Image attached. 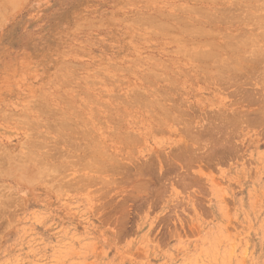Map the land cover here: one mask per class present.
Segmentation results:
<instances>
[{"label":"rangeland","instance_id":"rangeland-1","mask_svg":"<svg viewBox=\"0 0 264 264\" xmlns=\"http://www.w3.org/2000/svg\"><path fill=\"white\" fill-rule=\"evenodd\" d=\"M263 2L0 0V264H264Z\"/></svg>","mask_w":264,"mask_h":264},{"label":"bare ground","instance_id":"bare-ground-1","mask_svg":"<svg viewBox=\"0 0 264 264\" xmlns=\"http://www.w3.org/2000/svg\"><path fill=\"white\" fill-rule=\"evenodd\" d=\"M210 1H211V0H210ZM214 1H215V0H214ZM261 1H262V0H261ZM235 3H236V2H235ZM244 3H245V2H244ZM263 3H264V2H263ZM247 4H249V3H247ZM247 4H246V5H247ZM234 5H235V4H234ZM250 5H251V4H250ZM259 5H260V4H259ZM184 6H185V5H184ZM195 6H196V5H195ZM195 6H194V7H195ZM256 6H257V5H256ZM185 7H187V6H185ZM192 7H193V6H192ZM198 7H199V6H198ZM202 7H203V6H202ZM219 7H220V6H219ZM221 7H222V6H221ZM181 8L184 9V7H181ZM200 8H201V7H200ZM257 8H258V7H257ZM191 9H192V8H191ZM191 9H190V10H191ZM194 9H195V8H194ZM245 9H246V8H245ZM213 10H214V9H213ZM260 10H261V9H260ZM188 11H189V10H188ZM192 11H193V10H192ZM196 11H198V10H196ZM202 11H203V10H202ZM206 11H207V10H206ZM206 11L204 12V14L206 13ZM243 11H244V10H243ZM199 12H200V11H199ZM216 12H217V11H216ZM222 12H223V11H222ZM236 12H237V11H236ZM253 12H254V11H253ZM207 13L209 14V12H207ZM225 13H226V12H225ZM239 13H240V12H239ZM262 13H263V12H262ZM262 13H261V14H262ZM195 14H196V12H195ZM254 14H256V13H254ZM164 15H166V14H163V16H164ZM178 15H179V14H178ZM212 15H213V14H211V16H212ZM215 15H216V14H215ZM219 15H220V14H219ZM172 16H174V15H172ZM202 16H203V15H202ZM211 16H210V17H211ZM241 16H242V15H241ZM260 16H261V15H260ZM166 17H167V16H166ZM183 17H184V16H183ZM207 17H208V16H207ZM214 17H215V16H214ZM220 17H221V16H220ZM223 17H224V16H223ZM149 18H150V17H149ZM175 18H176V17H175ZM190 18H191V17H190ZM218 18H219V17H218ZM225 18H226V17H225ZM180 19H181V18H180ZM220 19H222V18H220ZM260 19L262 20V18H260ZM158 20H159V19H158ZM196 20H197V19H196ZM148 21H149V19H148ZM176 21H177V20H176ZM178 21H179V20H178ZM216 21H217V20H216ZM239 21H240V20H239ZM258 21H259V20H258ZM262 21H264V20H262ZM262 21H260V22H262ZM183 22H184V21H183ZM186 22H187V21H185V23H186ZM219 22H220V21H219ZM207 23H208V22H207ZM149 24H151V23H149ZM155 24H156V23H155ZM159 25H160V24H159ZM160 26H162V25H160ZM182 26H183V25H182ZM188 27H189V26H188ZM192 27H193V26H192ZM262 27H263V26H262ZM177 28H178V27H177ZM179 28H180V27H179ZM254 28H255V27H254ZM260 28H261V27H260ZM173 29H174V28H173ZM181 29H183V28H181ZM178 30H179V29H178ZM207 30H208V29H207ZM259 30L261 31V29H259ZM259 30H258V31H259ZM187 31H188V30H187ZM209 31H210V30H208V32H209ZM215 31H219V30H215ZM263 31H264V30H263ZM263 31H261V32L263 33ZM189 32H191V31H189ZM206 33H207V32H206ZM209 33H210V32H209ZM213 33H214V32H213ZM228 33H229V32H228ZM254 33H256V32H254ZM199 34H200V33H199ZM201 34H202V33H201ZM214 34H216V33H214ZM234 34H235V33H234ZM239 34H241V33H238V34H236V35H239ZM256 34H257V33H256ZM191 35H193V34H191ZM196 35H197V34H196ZM204 35H205V34H204ZM249 35H250V34H249ZM243 36H244V35H243ZM250 36H251V35H250ZM222 37H223V36H222ZM237 37H238V36H237ZM248 37H249V36H248ZM251 37H252V36H251ZM254 37H255V36H254ZM224 38H225V37H224ZM230 38H231V37H230ZM235 38H236V37H235ZM261 38H262V37H261ZM181 39H182V38H181ZM203 39H204V38H203ZM203 39H202V41H203ZM209 39H210V38H209ZM252 39H253V38H252ZM262 39H263V38H262ZM206 40H207V39H206ZM213 40H214V39H213ZM248 40H249V39H248ZM226 41H227V40H226ZM229 41H230V40H229ZM238 41H239V40H238ZM188 42H189V41H188ZM192 42H193V41H192ZM194 42H196V41H194ZM206 42H207V41H206ZM206 42L204 41V43L207 45ZM209 42H211V40H210ZM212 42H213V41H212ZM230 42H231V41H230ZM224 43H225V42H224ZM251 43H252V42H251ZM257 43H258V42H257ZM202 44H203V43H202ZM213 44L215 45V43H213ZM219 44H220V43H219ZM239 44H240V43H239ZM192 45H193V44H192ZM241 45H242V44H241ZM243 45H244V44H243ZM245 45H246V44H245ZM247 45H248V44H247ZM247 45H246V46H247ZM250 45H251V44H250ZM188 46H189V45H188ZM219 46H220V45H218V47H219ZM225 46H226V45H225ZM229 46H230V45H229ZM251 46H252V45H251ZM251 46H250V47H251ZM214 47H216V46H214ZM218 47H217V48H218ZM255 47H256V45H255ZM198 48H199V47H198ZM222 48H223V47H222ZM228 48H229V47H228ZM232 48H233V47H232ZM205 49H207V48H205ZM224 49H225V47H224ZM224 49H223V50H224ZM250 49H251V48H250ZM252 49H253V47H252ZM258 49H259V48H258ZM263 49H264V48H263ZM263 49H262V50H263ZM188 50H189V49H188ZM203 50H204V49H203ZM203 50H202V51H203ZM185 51H187V50L185 49ZM193 51H194V50H192L191 53H192ZM198 51H200V48H199ZM208 51H209V49H208ZM211 51H212V50H210V52H211ZM224 51H225V50H224ZM250 51H251V50H250ZM254 51H255V49H254ZM188 52H189V51H188ZM195 52H197V51H195ZM210 52H209V53H210ZM216 52H217V51H215V53H216ZM241 52H242V51H241ZM259 52H260V50H259ZM199 53H200V52H199ZM202 53H204V52H202ZM205 53H206V52H205ZM212 53H213V51H212ZM252 53H253V50H252ZM256 53H257V52H256ZM218 54H219V53H218ZM222 54H223V53H222ZM248 54H249V53H248ZM248 54H247V55H248ZM201 55H202V54H201ZM201 55H200V56H201ZM203 55H207V54H203ZM213 55H214V54H213ZM226 55H227V54H226ZM226 55H225V56H226ZM195 56H196V55H195ZM197 56H199V55H197ZM207 56H208V55H207ZM210 56H212V54H211ZM214 56H215V55H214ZM239 56H240V55H239ZM257 56L260 57L259 55H257ZM205 57H206V56H205ZM217 57H218V55H217ZM243 57H244V56H243ZM258 57H257V58H258ZM209 58H210V57H209ZM212 58H214V57L212 56ZM219 58H220V57H219ZM224 58H225V57H224ZM233 58H234V57H233ZM246 58H247V57H246ZM260 58H261V57H260ZM262 58H263V57H262ZM214 59H216V58H214ZM220 59H221V58H220ZM234 59H235V58H234ZM236 59H237V58H236ZM252 59H253V58H252ZM252 59H250V60H252ZM200 60H201V59H200ZM212 60H213V59H212ZM216 60H217V59H216ZM224 60H225V59H224ZM224 60H223V61H224ZM226 60H227V59H226ZM232 60H233V59H232ZM246 61H247V60H246ZM262 61H263V60H262ZM212 62H213V61H212ZM226 62H228V61H226ZM233 62H234V61H233ZM236 62H238V61H236ZM250 62H251V61H250ZM253 62H254V60H253ZM259 62H260V61H259ZM224 63H225V62H224ZM228 63H229V62H228ZM254 63H256V62H254ZM231 64H232V63H231ZM236 64H237V63H236ZM245 64H246V63H245ZM212 65H213V64H212ZM212 65H211V66H212ZM215 65H216V64H215ZM217 65H218V64H217ZM224 65H225V64H224ZM227 65H228V64H227ZM232 65H233V64H232ZM246 65H247V64H246ZM253 65H254V64H253ZM204 66H205V65H204ZM206 66H208V65H206ZM238 66H239V65H238ZM241 66H242V65H241ZM249 66H250V65H249ZM257 66H258V64H257ZM200 67H201V66H200ZM213 67H214V66H213ZM224 67H225V66H224ZM228 67H229V66H228ZM230 67H231V65H230ZM243 67H245V66H243ZM215 68H216V67H215ZM231 68H232V67H231ZM233 68H234V67H233ZM253 68H254V67H253ZM255 68H256V67H255ZM263 68H264V67H263ZM202 69H203V68H202ZM227 69H228V68H227ZM243 69H244V68H243ZM209 70H210V69H209ZM221 70H222V69H221ZM206 71H207V69H206ZM206 71H205V72H206ZM212 71L214 72L215 70H212ZM234 71H235V69H234ZM237 71H238V69H237ZM245 71H246V70H245ZM247 71H248V70H247ZM255 71H256V70H255ZM263 71H264V70H263ZM235 72H236V71H235ZM257 72H258V71H257ZM260 72H261V71H260ZM148 73H149V72H148ZM158 73H159V72H158ZM158 73H157V74H158ZM221 73H222V72H221ZM227 73H228V72H227ZM237 73H238V72H237ZM240 73H241V72H240ZM242 73H243V72H242ZM249 73H250V72H249ZM249 73H248V75H249ZM255 73H256V72H255ZM262 73H263V72H262ZM233 74H234V73H233ZM256 74H257V73H256ZM160 75H161V73H160ZM217 75H218V74H217ZM227 75H228V74H227ZM234 75H235V74H234ZM257 75H258V74H257ZM260 75H261V74H260ZM207 76H208V75H207ZM215 76H216V75H215ZM218 76H219V75H218ZM221 76H222V75H221ZM224 76H225V75H224ZM236 76H237V75H236ZM249 76H250V75H249ZM251 76H252V75H251ZM251 76H250V77H251ZM262 76H263V75H262ZM161 77H164V76H161ZM205 77H206V75H205ZM238 77H239V76H238ZM250 77H248V78H250ZM252 77H254V76H252ZM252 77L250 78L251 80L253 79ZM258 77H260V76H258ZM210 78H212V77H210ZM214 78L216 79V77H214ZM218 78H219V77H218ZM236 78H237V77H236ZM241 78H242V77H241ZM248 78H246V79H248ZM215 79H214V80H215ZM220 79H221V78H220ZM246 79H243V80L246 81ZM250 79H249V80H250ZM261 79H262V78H261ZM204 80H205V79H204ZM222 80H223V79H222ZM226 80H227V79H226ZM239 80H240V79H239ZM251 80H250V81H251ZM253 80H254V79H253ZM255 80H256V79H255ZM147 81H148V80H147ZM220 81H221V80H220ZM229 81H230V80H229ZM224 82H225V81H224ZM230 82H231V81H230ZM233 82H234V81H233ZM247 82H249V81H247ZM254 82H255V81H254ZM258 82H259V83H263V81L260 82V80H259ZM258 82H257V83H258ZM218 83H219V82H218ZM227 83H228V82L226 81L225 84H227ZM244 83H245V82H244ZM257 83H256V84H257ZM237 84H238V83H237ZM246 84H247V83H246ZM240 85H241V84H240ZM241 86H242V85H241ZM256 86H257V85H256ZM258 86H259V85H258ZM222 87H223V86H222ZM234 87H235V86H234ZM236 87H237V86H236ZM244 87H245V86H244ZM261 87H262V86H261ZM263 87H264V85H263ZM240 88H241V87H240ZM242 88H243V87H242ZM254 88H255V87H254ZM259 88H260V86H259ZM248 89H250V88L248 87ZM248 89H247V90H248ZM261 89H262V88H261ZM242 90L244 91V89H242ZM252 90H253V89H252ZM235 91H236V90H235ZM238 91H239V90H237V92H238ZM253 91H254V90H253ZM237 92H236V93H237ZM241 92H242V91H241ZM250 92H251V91H250ZM261 92H262V91H261ZM233 93H234V92H233ZM247 93H248V92H247ZM257 93H258V92H257ZM134 94H135V93H134ZM242 94H243V93H242ZM242 94H240V95H241V98H242ZM251 94H252V93H251ZM260 94H261V93H260ZM263 94H264V93H263ZM230 95H231V94H230ZM257 95H259V94H257ZM248 96H249V95H248ZM139 97H140V96H139ZM245 97H246V96H244V99H245ZM250 97H251V96H250ZM252 98H254L253 95H252V97H251L250 99L252 100ZM259 98H260V97H259ZM259 98H258V102H259ZM130 99H132V96H131ZM238 99H239V98H238ZM247 99H248V98H247ZM255 99H257V98L255 97ZM261 99H262V98H261ZM154 100H156V99H154ZM241 100H243V99H241ZM241 100H240V102H241ZM132 101H133V100H132ZM147 101H148V100H147ZM244 101H245V100H244ZM254 101H256V100H254ZM263 101H264V99H263L262 101H260V102H263ZM145 102H146V101H145ZM158 102H159V100H158ZM237 102H238V101H237ZM156 103H157V102H156ZM247 103H249V102L247 101ZM250 103H252V105H254V104H253L254 102H250ZM250 103H249V104H250ZM255 103H256V102H255ZM138 104H139V103H138ZM257 104H259V103H257ZM257 104H256V105H257ZM263 104H264V102H263ZM130 105H131V104H130ZM242 105H245V103L242 104ZM250 105H251V104H250ZM156 107H157V106H156ZM239 107H240V106H239ZM250 107H251V106H250ZM259 107H260V106H257L258 109H259ZM262 107H263V106H262ZM147 108H149V107H147ZM234 108H235V107H234ZM236 108H237V107H236ZM255 108H256V106H255ZM255 108H254V110H255ZM263 108H264V107H263ZM164 109H165V108H164V106H163V110H164ZM167 109H168V108H167ZM237 109H239V108H237ZM215 110H216V109H215ZM215 110H214V111H215ZM240 110H241V109H240ZM242 110H243V109H242ZM250 110H251V109H250ZM254 110H253V111H254ZM261 110H262V109H261ZM153 111H154V110H153ZM230 111H231V110H230ZM238 111H239V110L235 111V112H237V114H236V113L231 114V112H228V113H230V117H233L234 115H236V117H237V115H238V113H239ZM244 111H245V110H244ZM246 111H247V110H246ZM165 112H166V109H165ZM169 112H170V110H169ZM218 112H219V111H218ZM220 112H221V110H220ZM220 112H219V113H220ZM226 112H227V111H226ZM256 112H257V111H256ZM261 112L263 113L264 111H260L259 113H261ZM182 113H184V112H182ZM212 113H213V112H212ZM223 113H224V112H223ZM228 113H227V114H228ZM241 113L245 114V112H242V111H241ZM241 113H239V115H241ZM247 113H248V112H247ZM252 113H253V112H252ZM259 113H258V114H259ZM262 113L260 114V116L262 115L263 118H264V113H263V114H262ZM164 114H165V113H164ZM208 114H209V113H208ZM224 114H225V113H224ZM243 114H242V115H243ZM253 114H254V113H253ZM253 114H252V115H253ZM258 114H257V115H258ZM176 115H177V114H176ZM189 115H190V114H189ZM209 115H210V114H209ZM219 115H220V114H218V116H219ZM222 115H223V114H222ZM232 115H233V116H232ZM239 115H238V116H239ZM247 115H248V114H247ZM250 115H251V114H250ZM252 115H251V116H252ZM255 115H256V114H255ZM255 115H254V118H256ZM26 116H27V115H26ZM166 116H167V113H166ZM187 116H188V115H187ZM191 116H192V115H191ZM220 116H221V115H220ZM225 116H226V115H225ZM248 116H249V115H248ZM260 116L258 115L259 118H260ZM262 116H261V118H262ZM210 117H211V116H210ZM214 117H215V116H214ZM226 117H227V116H226ZM230 117H229V118H230ZM241 117H242V116H241ZM249 117H250V116H249ZM168 118H169V117H168ZM215 118H216V117H215ZM220 118H221V117H220ZM227 118H228V117H227ZM229 118H228V119H229ZM234 118H235V117H233V120H234ZM242 118H243V117H242ZM244 118H245V117H244ZM251 118H252V117H251ZM251 118H250V119H251ZM263 118H262V119H263ZM186 119H187V118H186ZM216 119H217V118H216ZM235 119H237V118H235ZM239 119H240V118H239ZM245 119H246V118H245ZM245 119H244V120H245ZM250 119H247L248 122L250 121ZM252 119H253V118H252ZM252 119H251V120H252ZM171 120H172V119H171ZM175 120H176V119H175ZM219 120H220V119H219ZM226 120H227V119H226ZM247 120H246V121H247ZM263 120H264V119H263ZM176 121H177V120H176ZM176 121H175V122H176ZM186 121H187V120H186ZM231 121H232V119H231ZM240 121H241V119H240ZM253 121H254V120H253ZM232 122H233V121H232ZM242 122H245V121L242 120ZM263 122H264V121H263ZM53 123H55V122H53ZM180 123H181V122H180ZM220 123H221V122H220ZM240 123H241V122H240ZM240 123H239V124H240ZM227 124H228V123H227ZM235 124H236V123H235ZM257 124H258V122H257ZM35 125H36V124H35ZM48 125H49V124H48ZM242 125H243V124H242ZM251 125H252V124H251ZM56 127H57V126H56ZM216 127H217V126H216ZM234 127H235V126H234ZM257 127H258V126H257ZM51 128H53V127H51ZM210 128H211V127H210ZM219 128H220V127H219ZM206 129H207V128H206ZM213 129H214V127H213ZM229 129H230V127H229ZM258 129H259V128H258ZM263 129H264V128H263ZM35 130H36V129H35ZM54 130H55V129H54ZM184 130H185V129H184ZM184 130H183V131H184ZM187 130H188V129H187ZM191 130H192V129H190V131H191ZM180 131H181V130H180ZM209 131H210V130H209ZM225 131H226V130H225ZM235 131H236V129H235ZM227 132H228V129H227ZM230 132H231V131H230ZM232 132H233V131H232ZM33 133H34V132H33ZM193 133H194V132H193ZM193 133H192V134H193ZM218 133H219V132H218ZM218 133H217V134H218ZM260 133H261V132H260ZM263 133H264V130H263ZM209 134H210V133H209ZM209 134H208V136H209ZM64 135H65V134H64ZM64 135H63V136H64ZM92 135H93V134H92ZM194 135H195V134H194ZM202 135H203V134H202ZM215 135H216V133H215ZM230 135H231V134H230ZM191 136H192V135H191ZM213 136H214V135H213ZM213 136H212V137H213ZM216 136H217V135H216ZM70 137H71V136H70ZM196 137H197V136H196ZM206 137H207V134H206ZM30 138H31V137H30ZM35 138H36V137H35ZM64 138L66 139V137H64ZM88 138H89V137H88ZM197 138H198V137H197ZM207 138H209V137H207ZM214 138H215V137H214ZM214 138H213V139H214ZM93 139H94V136H93ZM193 139H194V138H193ZM213 139H212V140H213ZM230 139H231V138H230ZM33 140H35V139H33ZM59 140H60V139H59ZM97 140H98V139H97ZM196 140H197V139H196ZM202 140H203V138H202ZM202 140H201V141H202ZM216 140H217V139H216ZM216 140H215V141H216ZM63 141H65V140H63ZM66 141H67V140H66ZM69 141H71V140H69ZM98 141H99V140H98ZM220 141H221V140H220ZM229 141H230V140H229ZM55 142H56V141H55ZM58 142H59V141H58ZM73 142H74V141H73ZM75 142H76V141H75ZM218 142H219V140H218ZM31 143H32V142H31ZM78 143H79V142H78ZM83 143H84V142H83ZM99 143H100V142H99ZM220 143H221V142H220ZM224 143H225V142H224ZM32 144H33V143H32ZM32 144H31V145H32ZM93 144H94V143H93ZM201 144H202V143H201ZM206 144H207V143H206ZM65 145H66V144H65ZM75 145H76V144H75ZM83 145L85 146V144H82V146H83ZM88 145H90V144H88ZM202 145H203V144H202ZM212 145H214V144H212ZM222 145H223V144H222ZM79 146H80V144H79ZM97 146L100 147V144L97 145ZM97 146H96V147H97ZM220 146H221V145H220ZM29 147H30V146H29ZM74 147H75V146H74ZM99 147H98V148H99ZM105 147H106V146H105ZM105 147H104V150H105ZM222 147H223V146H222ZM75 148H77V147H75ZM75 148H74V149H75ZM98 148H97V149H98ZM58 149H59V148H58ZM79 149H80V148H79ZM84 149H85V148H84ZM84 149H83V151H86L87 148H86L85 150H84ZM106 149H107V147H106ZM183 149H184V148H183ZM75 150H76V149H75ZM90 150H93V148H91ZM94 150H95V149H94ZM220 150H221V149H220ZM223 150H224V149H223ZM26 151H27V149H26ZM49 151H50V150H49ZM69 151H70V150H69ZM88 151H89V150H87V152H88ZM101 151H102V150H101ZM181 151H182V150H181ZM182 152H183V151H182ZM93 153H94V152H93ZM100 153H101V152H100ZM1 154H4V153H1ZM29 154H30V153H29ZM36 154H37V153H36ZM46 154H47V153H46ZM53 154H54V153H53ZM70 154H71V153H70ZM83 154H85V153H83ZM101 154H102V153H101ZM174 155H175V153H174ZM46 156H48V155H46ZM70 156H71V155H70ZM76 156H77V155H76ZM81 156H82V155H81ZM87 156H88V154H87ZM100 156H101V155H100ZM176 156H177V155H176ZM49 157H50V156H49ZM53 157H54V156H53ZM89 157H90V156H89ZM89 157H88V159H89ZM102 157H103V156H102ZM107 157H109V156H107ZM111 157H112V155H111ZM171 157H172V156H171ZM91 158L93 159V157H91ZM97 158H99V157H97ZM104 158H106V157H104ZM88 159H87V162H88ZM177 159H178V158H177ZM4 160H5V159H4ZM42 160H43V159H42ZM60 160H61V159H60ZM72 160H73V159H72ZM95 160H96V159H95ZM95 160H93V161H95ZM98 160H99V159H98ZM98 160H97V161H98ZM78 161H79V160H78ZM106 161H107V160H106ZM112 161H113V160H112ZM148 161H149V160H148ZM0 162H1V161H0ZM70 162H71V161H70ZM72 162H74V161H72ZM79 162H80V161H79ZM152 162H153V161H152ZM1 163H2V162H1ZM109 163H110V162H109ZM114 163H115V162H114ZM174 163H175V162H174ZM2 164H3V163H2ZM48 164H49V163H48ZM90 164H91V163H90ZM169 164H170V162H169ZM49 165H51V164H49ZM60 165H62V169H64V168H63V164H60ZM68 165H69V164H68ZM96 165H97V162H96ZM98 165H99V164H98ZM146 165H148V164H146ZM1 166H2V165H1ZM80 166H82V165H80ZM87 166H88V165H87ZM99 166L101 167V165H99ZM111 166H113V165H111ZM148 166H149V165H148ZM82 167H84V166H82ZM88 167H89V166H88ZM97 167H98V166H97ZM102 167H103V166H102ZM44 168H45V167H44ZM44 168H43V169H44ZM46 168H47V167H46ZM46 168H45V169H46ZM50 168H51V167H49V168H47V169L49 170ZM67 168H68V167H67ZM69 168H70V167H69ZM112 168H113V167H112ZM112 168H111V169H112ZM138 168H139V167H137V169H138ZM167 168H168V167H167ZM51 169H53V168H51ZM75 169H76V168H75ZM88 169H89V168H88ZM104 169H105V168H104ZM171 169H172V168H171ZM1 170H2V169H1ZM80 170H81V169H80ZM93 170H94V169H93ZM97 170L99 171V169H97ZM108 170H109V169H108ZM168 170H169V169H168ZM51 171H52V170H51ZM171 171H174V170H171ZM182 172H183V171H182ZM184 172H185V171H184ZM47 173H49V172H47ZM64 173H65V172H64ZM98 173H99V172H98ZM135 173H136V172H135ZM171 173H172V172H171ZM62 174H63V173H62ZM62 174H61V175H62ZM132 174H133V172H132ZM179 174H180V173H179ZM87 175H88V174H87ZM173 175H174V174H173ZM183 175H184V174H183ZM85 177H86V176H85ZM134 177H135V176H134ZM49 178H50V177H49ZM61 178H62V177H61ZM91 178H92V177H91ZM194 178H195V177H194ZM58 179H60V177H59ZM80 179H82V178H80ZM85 179H86V178H85ZM92 179H93V178H92ZM96 179H97V178H96ZM98 179H99V178H98ZM179 179H180V178H179ZM183 179H184V178H183ZM89 180H90V178H89ZM181 181H182V180H181ZM63 183H64V182H63ZM143 183H144V182H143ZM139 184H141V183H139ZM139 184H138V185H139ZM1 189H2V188H1ZM141 189H142V188H141ZM2 190H3V189H2ZM136 196H137V195H136ZM3 197H5V195L2 196V198H3ZM0 198H1V197H0ZM6 198H8V197H6ZM11 198H12V196H11ZM13 199H14V198H13ZM2 200H3V199H2ZM9 200H10V199H9ZM9 202H10V201H9ZM13 202H14V201H13ZM13 202H12V203H13ZM4 205H5V204H4ZM4 205H3L2 207H4ZM9 206H10V205H9ZM5 213H6V212H5ZM7 214H8V213H7ZM8 215H9V214H8ZM1 216H2V214H1ZM1 216H0V217H1ZM0 219H1V218H0Z\"/></svg>","mask_w":264,"mask_h":264}]
</instances>
